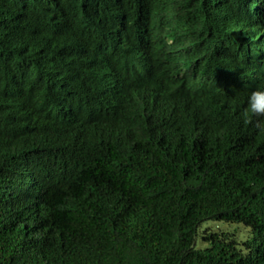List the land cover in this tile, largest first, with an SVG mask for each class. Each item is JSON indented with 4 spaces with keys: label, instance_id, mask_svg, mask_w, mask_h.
<instances>
[{
    "label": "trees",
    "instance_id": "1",
    "mask_svg": "<svg viewBox=\"0 0 264 264\" xmlns=\"http://www.w3.org/2000/svg\"><path fill=\"white\" fill-rule=\"evenodd\" d=\"M261 88L264 0H0V264H264Z\"/></svg>",
    "mask_w": 264,
    "mask_h": 264
},
{
    "label": "rangeland",
    "instance_id": "2",
    "mask_svg": "<svg viewBox=\"0 0 264 264\" xmlns=\"http://www.w3.org/2000/svg\"><path fill=\"white\" fill-rule=\"evenodd\" d=\"M208 231L235 233L240 240L246 239L250 232L243 224L220 221H209L203 225L200 232L205 235ZM198 244L199 246H204V240L202 237L199 238Z\"/></svg>",
    "mask_w": 264,
    "mask_h": 264
},
{
    "label": "clouds",
    "instance_id": "3",
    "mask_svg": "<svg viewBox=\"0 0 264 264\" xmlns=\"http://www.w3.org/2000/svg\"><path fill=\"white\" fill-rule=\"evenodd\" d=\"M249 110L257 116H264V88L257 89L249 98ZM258 128L264 130V124L258 123Z\"/></svg>",
    "mask_w": 264,
    "mask_h": 264
},
{
    "label": "bare ground",
    "instance_id": "4",
    "mask_svg": "<svg viewBox=\"0 0 264 264\" xmlns=\"http://www.w3.org/2000/svg\"><path fill=\"white\" fill-rule=\"evenodd\" d=\"M93 17V16H92Z\"/></svg>",
    "mask_w": 264,
    "mask_h": 264
}]
</instances>
